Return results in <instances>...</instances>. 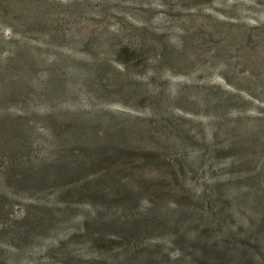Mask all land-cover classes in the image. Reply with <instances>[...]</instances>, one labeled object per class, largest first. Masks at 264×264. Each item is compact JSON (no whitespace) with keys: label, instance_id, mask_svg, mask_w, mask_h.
<instances>
[{"label":"rangeland","instance_id":"obj_1","mask_svg":"<svg viewBox=\"0 0 264 264\" xmlns=\"http://www.w3.org/2000/svg\"><path fill=\"white\" fill-rule=\"evenodd\" d=\"M258 132L264 0H0V264H184L213 242L202 264H264V147H227ZM108 174L151 207L97 258L79 221L117 206ZM226 180L243 196L197 200ZM179 207L211 219L170 244Z\"/></svg>","mask_w":264,"mask_h":264},{"label":"trees","instance_id":"obj_2","mask_svg":"<svg viewBox=\"0 0 264 264\" xmlns=\"http://www.w3.org/2000/svg\"><path fill=\"white\" fill-rule=\"evenodd\" d=\"M14 62L16 61L12 58H9V60H7V64H17ZM26 69L30 71L28 67H26ZM263 135H264V132L262 134L258 132L257 134H254L252 137H249L247 136L246 133H243L242 139H241L242 136L236 137V138L235 137L229 138L227 142V147L229 149H232L234 147H240V145L242 146L245 145L246 147H250L251 149H253L255 145H258V147H264ZM217 137H218V128H217V125H215V129L213 130V132L211 131V134H210V138H211L210 142L214 144L217 140ZM200 159L203 160L205 158L200 155ZM40 161H43V159ZM104 181L110 183L108 187L109 189L108 188L106 189H108L110 192H111V189H113V191L111 192L110 199L112 200V202H115L117 206L116 205L114 206L106 205L104 207H99L98 205H95L96 207L93 209V216L95 217L94 220L96 222V226H94L93 228L88 224L87 218H83L82 220L79 221V224L85 230V232L91 233L93 235L90 238L93 241L92 246L94 248L90 251L97 258L99 256L98 253H101V252L105 253L102 250H98V245H100V247H103V246L113 247L115 244H120V248L127 249L128 246L131 244H139V242L142 239L141 230L143 229V227L147 226L146 221L143 220V218L145 217L141 215L147 210H150L149 207H151V204L149 203L148 200L144 202L142 201V206L136 207L137 197L135 196V194H138L139 191H141L144 188L139 179L129 180L130 182L128 183V187L122 186L121 185L122 182L117 180V178L112 176L111 174L106 175V177L104 178ZM69 185L71 186V184ZM112 185H114L115 187L110 188V186ZM231 186H233L232 182L230 180H226V184L224 187H221V189H219L217 193H213L212 195H209V196L206 194L207 192L202 189L201 192H199L197 200L198 201L205 200L206 203L210 205L212 203V198L221 197L222 193H224L225 190L229 191V195L233 199L235 198V196L238 199V197L239 198L242 197L243 194L245 193L243 192L240 194L241 190H239V188L237 190L235 189L231 190L230 188ZM99 190H101L99 192V197H101V194L104 193L105 190L102 188ZM250 191L253 193V190H250ZM225 207L226 205H223V207L221 208L222 211H220L221 213L225 212L224 211ZM183 210L184 209L182 207H179V211L175 212L173 216H171L172 213L169 212V223L167 225L165 224L162 225L163 220L160 223H158V225H161L159 226V228L161 227L169 228V235H170L169 243L170 244L172 243L176 244V243L182 242V239H179L178 240L179 242H177V240H174L172 231L176 232V234L180 233V230L182 229L184 230L185 228H186L185 229L186 231L187 228L189 227V222L186 225L185 220L190 219L192 215L196 219L198 218L199 221L205 220V223H208V221L211 219L210 215L206 216V215L200 214L199 216L197 215L198 212H195V214H193L189 212H184ZM262 214L264 215V208H263ZM263 215H261L260 217L263 218L264 217ZM164 216L165 215H163V217ZM248 221L250 225H252L253 220L248 218ZM259 221L261 220L259 219ZM111 230H112L111 234H108L105 237L103 236V233L107 231H111ZM199 234H200L199 232L193 231L192 233H190V238L193 240L197 239ZM99 235L100 236L102 235L104 239L95 240L96 237ZM94 240H95V243H94ZM193 242H196V241H193ZM222 243L225 244L226 242H222ZM208 246L209 245L207 243H204L202 248L198 249V251H196L193 254V256H187L186 252L183 251L179 257H181L180 259H182L184 264H202L203 261L208 262L207 255L209 254V248L212 247V249L217 250V248L219 247L218 242L211 243L210 244L211 247H208ZM135 254H136V249L134 247L133 255ZM146 257H150V256L148 255L145 256L140 264H150L149 258H146ZM212 261H214V263L212 262L213 264H222L219 260H216V259H213ZM228 263L232 264L233 261L232 262L229 261Z\"/></svg>","mask_w":264,"mask_h":264}]
</instances>
